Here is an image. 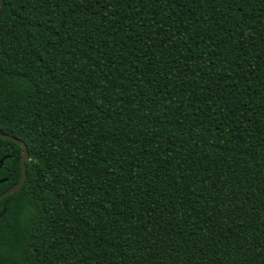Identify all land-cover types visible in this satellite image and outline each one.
Returning a JSON list of instances; mask_svg holds the SVG:
<instances>
[{
  "label": "trees",
  "instance_id": "obj_1",
  "mask_svg": "<svg viewBox=\"0 0 264 264\" xmlns=\"http://www.w3.org/2000/svg\"><path fill=\"white\" fill-rule=\"evenodd\" d=\"M2 5L0 264H264V0Z\"/></svg>",
  "mask_w": 264,
  "mask_h": 264
},
{
  "label": "water",
  "instance_id": "obj_2",
  "mask_svg": "<svg viewBox=\"0 0 264 264\" xmlns=\"http://www.w3.org/2000/svg\"><path fill=\"white\" fill-rule=\"evenodd\" d=\"M0 10H4V6L2 5V0H0ZM0 137L14 141V142L18 143L22 148V152H21V156H20V165H21V171H22L21 177L14 185H12L8 189H6L3 193L0 194V199H1L8 194H10L11 196L15 195L19 191L22 184L24 183V181L26 179L25 161L28 160V152H27L26 144L21 139L15 137V136L9 135L7 133H2V132H0ZM1 163H2V159L0 160V164ZM7 201H8V199H6L3 202L2 209L0 211V216H2L5 213V210H6L5 205H6Z\"/></svg>",
  "mask_w": 264,
  "mask_h": 264
}]
</instances>
